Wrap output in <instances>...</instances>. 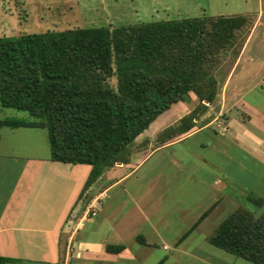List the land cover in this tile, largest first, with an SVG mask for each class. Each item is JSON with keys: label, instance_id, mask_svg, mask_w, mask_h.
Here are the masks:
<instances>
[{"label": "crops", "instance_id": "0c3cea01", "mask_svg": "<svg viewBox=\"0 0 264 264\" xmlns=\"http://www.w3.org/2000/svg\"><path fill=\"white\" fill-rule=\"evenodd\" d=\"M263 16L262 3L218 98L202 102L188 133L157 143L158 133L198 107L194 95L159 115L157 128L134 141L129 162L108 168L87 189L92 167L53 161L46 129L0 127V256L6 264H253L213 246L209 237L227 210L242 207L243 193L264 205V197H254V181L238 176L242 152L239 159L229 152L236 146L264 153L258 96L264 70L243 63ZM214 222L212 231L204 228ZM109 246L124 248L112 252Z\"/></svg>", "mask_w": 264, "mask_h": 264}, {"label": "trees", "instance_id": "16d2710c", "mask_svg": "<svg viewBox=\"0 0 264 264\" xmlns=\"http://www.w3.org/2000/svg\"><path fill=\"white\" fill-rule=\"evenodd\" d=\"M252 28L249 16L230 15L0 37V105L30 115L0 119V127L46 129L53 161L92 167L87 189L129 162L134 141L159 115L194 95L198 107L158 133L157 143L188 133L202 102L218 98L217 72L230 52L236 60ZM209 242L264 264V212L238 208ZM7 260L0 256V264Z\"/></svg>", "mask_w": 264, "mask_h": 264}, {"label": "rangeland", "instance_id": "374dc122", "mask_svg": "<svg viewBox=\"0 0 264 264\" xmlns=\"http://www.w3.org/2000/svg\"><path fill=\"white\" fill-rule=\"evenodd\" d=\"M262 3L264 5V0H0V37L42 33L48 30L115 27L139 22L204 16L247 15L254 25L255 16ZM233 58L230 52L225 64L217 72L220 80L231 67ZM246 61H254L257 69L264 70V16L261 25L255 31L243 63ZM112 84H115L114 79ZM258 96L264 101V93L261 92ZM183 105L179 102L171 111ZM7 117L28 119L30 115L28 112L4 108L0 105V119ZM158 123L154 120L149 127L150 131L155 130ZM214 128L219 130L216 126ZM20 139L23 140L22 137ZM229 152L232 154L242 152L243 171L238 170V176L243 175L246 181H254L257 185L256 191L254 190L255 198L264 197V153L255 156L250 154L247 148L237 149L236 146ZM227 169L229 170L227 177L231 181L236 165L231 163ZM242 196V207L255 214L264 212V205L258 206L249 202L245 199V193ZM232 210H227L228 212L222 215L224 219L232 213ZM215 224L216 222L204 228L212 231ZM71 264H77V261L73 260Z\"/></svg>", "mask_w": 264, "mask_h": 264}, {"label": "built area", "instance_id": "2783aa9c", "mask_svg": "<svg viewBox=\"0 0 264 264\" xmlns=\"http://www.w3.org/2000/svg\"><path fill=\"white\" fill-rule=\"evenodd\" d=\"M95 214V213H94Z\"/></svg>", "mask_w": 264, "mask_h": 264}]
</instances>
